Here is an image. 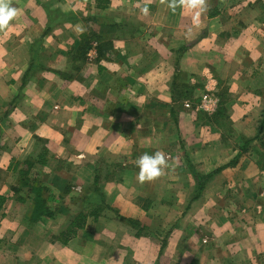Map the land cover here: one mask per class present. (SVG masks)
<instances>
[{
    "label": "crops",
    "instance_id": "obj_1",
    "mask_svg": "<svg viewBox=\"0 0 264 264\" xmlns=\"http://www.w3.org/2000/svg\"><path fill=\"white\" fill-rule=\"evenodd\" d=\"M10 2L18 15L0 29V264H262L264 0H205L198 24V10H173L168 0ZM85 39L89 49H75ZM224 78L235 129L254 138L256 152L235 156L194 198L195 179L186 170L180 178L175 159L169 171L139 182L133 149L175 147L142 134L164 136L171 112L183 134L198 110L192 102L218 94L216 80ZM177 85L189 98L176 97ZM201 131L184 139L207 174L237 149L224 151L219 135ZM42 149L45 164L36 161ZM27 158L42 169L26 176L47 187L53 217L31 219L29 193L11 189ZM115 161L120 178L112 167L100 173V163ZM95 175L106 207L63 243L73 215L88 209L75 198ZM54 198L59 206H51ZM117 213L138 220L140 234Z\"/></svg>",
    "mask_w": 264,
    "mask_h": 264
},
{
    "label": "rangeland",
    "instance_id": "obj_2",
    "mask_svg": "<svg viewBox=\"0 0 264 264\" xmlns=\"http://www.w3.org/2000/svg\"><path fill=\"white\" fill-rule=\"evenodd\" d=\"M228 80H230V78H226V79L224 78V79H217L216 80L215 84H216L218 94L213 95V97L216 98V103L214 106L209 107L207 109H204L203 107H201L202 97L205 95H211L210 94L211 92H208V91L203 92L199 97H197V99L199 98V101L197 104H194V102H192L193 103L192 106L197 105L195 107H198V110H196L197 113L195 115L193 123H191L192 125L188 124V126H186V125L184 126L183 132H182L183 134L180 133L181 129H180V126L178 123V115H177V113H173V112H171L170 121H171V124H173L174 128H173V126L172 127L170 126V127H168V130L166 131V127H165L164 128L165 134H163L164 136L159 137V133L142 134V137H145L146 139H148V142H150L152 140L153 144H155L156 142H158V143L161 142L165 145L170 144V145H173L175 147L172 148V146H168L166 149L160 150L158 148H150L151 146H149V147H144L143 149H140L139 153H138L139 149H137V150L133 149V155L135 153V155L139 154V156H141L145 152H147L149 154H153L156 151H161L165 155L166 162H171V160H173V159H175V161H176L175 167H173L172 165L166 164V166L164 168L165 172L169 171V170H166V168H170V167L178 168L179 177L182 178L183 173L180 171L186 170V172L187 171L190 172L189 168L187 166V163L192 164L194 169L196 171L200 172L199 170H197V165L193 164L191 159L188 157V153H190L191 150L187 147L188 143H187V141H185L184 137H186V135H189V133H190V137L192 135H195L196 133L201 131V127H203V126H206L207 132H210L213 135H215V133L217 135H219L217 137V139H219L220 142H223L226 145H228V149H225L224 151L230 152V150L233 151V150L237 149L236 154H234V156L231 159H229L226 163L231 161L235 156H236V159H238V157H237L238 154L240 156L242 153H247L251 150L256 152L255 150H253V148L251 147L250 144L243 146L245 140L248 138H252V137H246L243 134L238 133L235 129V122L232 120L231 114L235 111L236 108L233 107L235 104L234 103L235 101L229 100L230 98L228 97V94L231 93V92H229V91H231V83L228 82ZM236 80H237V82H236ZM233 82L237 83L236 85H234V87L236 88V89H234V91L235 90L239 91V86L241 83H240V80L237 79V76H235V78H233ZM177 87H178L177 91H176L177 92L176 93L177 98H179V99L180 98H189L191 92L188 89V87H181L178 85H177ZM238 91H236L237 94H238ZM195 99L196 98H194V100ZM220 101H221V103L219 105ZM185 105L189 106V103L185 102ZM251 110H250V113H251ZM160 119H162V118H160ZM249 119L254 120V118H249ZM251 120H248L247 125H251ZM159 124H161V122ZM165 126H167V122H166ZM200 135H203V131L200 132ZM186 138H188V137H186ZM206 140H209V139H206ZM240 146H242L243 148H240ZM214 153L216 154V152H214ZM258 153H259V159H260L258 166L261 170H264V149L262 151L260 150ZM226 163H223V164H226ZM223 164H221V165H223ZM25 166H26L25 163L21 164V167H25ZM99 166L101 169L100 173L101 172L105 173L107 170L111 169V167H112L117 178L119 177L120 173L123 171V165H121V163H119L118 161L113 162L110 166H108V163L107 164L106 163H100ZM35 167L36 166L34 165L32 172L37 171L40 173L41 171H39V170H42L41 167L38 170ZM224 167H228V165H226ZM102 169H103V171H102ZM32 172L29 173L30 176H31ZM163 183H164L163 186L165 188L167 186V184H166L167 182L164 181ZM161 185L158 186L159 189L161 188ZM195 188H197V186L194 184L193 192L191 195L192 198H194L193 195L198 196V194L196 193L198 191ZM203 188H204V186H203ZM91 190H92V187L91 188H83L81 190L83 192H81L80 196L75 198L76 199L75 201H78V203H77L78 205H80V204H81V206L86 205L83 207L85 209L88 208L89 210H91L92 207H95L96 205L101 203V201L99 203L93 202L95 200L99 201V199L96 195H94L93 200L91 199V197H89L92 195L90 193ZM51 206L52 207L53 206H59L58 202L55 198L53 200H51ZM171 206L173 208L172 204L168 205L169 208ZM80 209H83V208L81 207ZM164 214L170 216L171 212L167 211V212H164ZM116 216H117L119 221L124 222L126 225L128 224L129 226H131L133 233L136 232V227L127 223V221H126L127 218H125L123 216L120 217L117 214H116ZM89 218L92 219L91 216H89ZM262 264H264V261Z\"/></svg>",
    "mask_w": 264,
    "mask_h": 264
},
{
    "label": "trees",
    "instance_id": "obj_3",
    "mask_svg": "<svg viewBox=\"0 0 264 264\" xmlns=\"http://www.w3.org/2000/svg\"><path fill=\"white\" fill-rule=\"evenodd\" d=\"M75 49L79 50V51H83L86 52L89 49V43L88 40L85 39L81 42H79L76 46ZM221 101L219 102L220 105ZM264 129V118L260 124V130ZM254 138H248L245 140L243 146L249 145L250 142L253 140ZM47 154V150L46 149H42V151L39 154V158L37 161V163L39 164H45L46 158L45 155ZM235 162V157L233 158V160L229 161L226 164H223L221 166L216 167L215 169H213L212 171H210L207 174H201L200 172L196 171L193 167L192 164L187 163V166L189 168L190 173L192 174V176L195 179V185L197 186V194L200 193V191L202 190L204 183L212 176L214 175L216 172L220 171L224 166L226 165H231ZM23 163L26 164L25 167H21L18 169V174H19V182L16 185H13L11 187V189L13 191H21V190H26V192L29 193L30 197L32 198V212H31V219L36 220L38 218H40L41 216H46V217H53L54 214V210L49 209V207L46 206V201L48 196H45V193L47 192V187L38 179H32L30 177H27L26 175L29 172H32L33 167H34V162L31 161L30 159H25L23 160ZM18 162H16V164L13 166V169L16 170V167L18 166ZM98 175H95L94 180H93V186H92V190L91 193H94V195H96L99 199V201L95 200L93 202L99 203L101 201L100 204L96 205L95 207H92L91 210L87 209L85 211H79L76 214L73 215V219L71 220V222L69 223V225L67 226V228L62 231L60 233L59 236V240H61L63 243H67V241L73 237L76 233L77 230L82 228L85 224V222L87 221V219L89 218V216L92 217V219H96L101 211L106 207V205L104 204L103 201V195L100 191V188L98 186ZM197 195H193V197H196ZM118 216L122 217V215L118 214ZM126 221L136 227V232L135 235H139L141 232V229L143 228V226H141L140 222L136 219H132V218H127ZM163 246V244L161 243V247Z\"/></svg>",
    "mask_w": 264,
    "mask_h": 264
},
{
    "label": "clouds",
    "instance_id": "obj_4",
    "mask_svg": "<svg viewBox=\"0 0 264 264\" xmlns=\"http://www.w3.org/2000/svg\"><path fill=\"white\" fill-rule=\"evenodd\" d=\"M177 6H183L189 10H198L194 15V23L198 24L197 17L204 11L205 0H168V7L175 10ZM142 11L147 14V7ZM18 15V9L13 6L10 0H0V29H4ZM190 30V29H189ZM139 171L137 180L144 182L152 180L163 173L166 166V158L163 152L156 151L153 154L143 153L135 161Z\"/></svg>",
    "mask_w": 264,
    "mask_h": 264
},
{
    "label": "built area",
    "instance_id": "obj_5",
    "mask_svg": "<svg viewBox=\"0 0 264 264\" xmlns=\"http://www.w3.org/2000/svg\"><path fill=\"white\" fill-rule=\"evenodd\" d=\"M215 103H216V98H214L212 94L205 95L201 99V107H203L204 109L214 106Z\"/></svg>",
    "mask_w": 264,
    "mask_h": 264
}]
</instances>
